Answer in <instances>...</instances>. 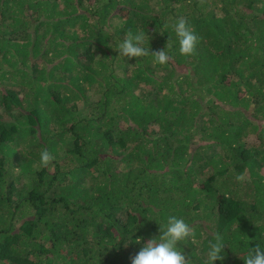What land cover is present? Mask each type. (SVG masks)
<instances>
[{
	"label": "trees",
	"instance_id": "obj_1",
	"mask_svg": "<svg viewBox=\"0 0 264 264\" xmlns=\"http://www.w3.org/2000/svg\"><path fill=\"white\" fill-rule=\"evenodd\" d=\"M169 216L192 264L264 248V0H0V264H131Z\"/></svg>",
	"mask_w": 264,
	"mask_h": 264
},
{
	"label": "clouds",
	"instance_id": "obj_2",
	"mask_svg": "<svg viewBox=\"0 0 264 264\" xmlns=\"http://www.w3.org/2000/svg\"><path fill=\"white\" fill-rule=\"evenodd\" d=\"M179 43V52L184 56L195 54L198 37L194 30L189 26L185 17H178L172 25ZM145 41L149 37L144 29L133 33L129 30L122 42L118 45L119 56L127 58H141L151 55L154 62L163 66L172 58L165 49L157 50L150 54L149 47H144ZM167 46V45H166ZM100 58V57H96ZM55 157L47 149L40 153L39 165L48 167ZM242 180V176H237ZM194 235L192 227L183 219L176 216H169L166 223L159 226V236L150 238L140 248L138 253L131 258V264H192V261L178 247L179 242L186 240ZM214 241L209 244L207 253V264H213L214 261L223 260V250L226 248L223 238L219 233L214 234ZM141 243V238H137L136 244ZM243 264H264V248L256 244L254 248H249L247 255L243 259Z\"/></svg>",
	"mask_w": 264,
	"mask_h": 264
}]
</instances>
